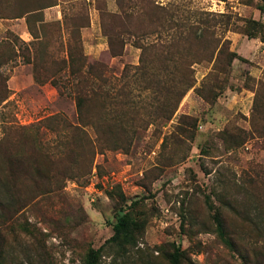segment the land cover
<instances>
[{
	"label": "rangeland",
	"instance_id": "obj_1",
	"mask_svg": "<svg viewBox=\"0 0 264 264\" xmlns=\"http://www.w3.org/2000/svg\"><path fill=\"white\" fill-rule=\"evenodd\" d=\"M260 5L0 0L4 25L23 17L29 33L0 30V264H83L90 248L100 249L98 264H171L175 250L177 264H264ZM124 30L136 38L122 33L123 52L110 57L105 34ZM147 30L156 32L140 35ZM69 42L132 93L123 88L106 109L86 101L78 116L73 78L61 72L58 88L47 80L51 56H65ZM141 58L152 60V80L191 70L194 84L176 106L181 84L132 76ZM119 208L132 235L110 241Z\"/></svg>",
	"mask_w": 264,
	"mask_h": 264
},
{
	"label": "trees",
	"instance_id": "obj_2",
	"mask_svg": "<svg viewBox=\"0 0 264 264\" xmlns=\"http://www.w3.org/2000/svg\"><path fill=\"white\" fill-rule=\"evenodd\" d=\"M261 12L264 11V6L260 5L258 7ZM148 31V30H147ZM156 30L148 31V32H142L140 35L148 38L150 35L154 34ZM122 33H126L130 37L136 38V34L134 32H129L127 30H124L123 32H117L114 34L107 33L105 34L108 38V54L110 57H114L117 55H121L126 43L125 38L121 37ZM133 44L137 47H140L142 49V56L145 55V50L149 47L143 46L142 44L139 45L137 41H134ZM152 46L153 43H151ZM66 55L53 58L51 56L52 61L57 64L54 70H51L49 73V76L47 77V80L54 85L56 88L60 86L61 80L59 79L58 74L61 72H65L66 78L69 79L70 77L73 78V82H71L72 90H73V98L75 100L76 104V110L78 116L81 117V112L83 111V107L85 105L86 101H92L93 99L97 101H104L103 109H106L107 105H116L117 98H119L122 95V90L124 88L125 93L127 95H130L132 93V87L131 83H122L118 87L115 85L113 86L111 84L110 76L108 75V66L107 63L104 60L100 59H90L86 55L83 54L82 51H75V48H73V43L69 42L67 43ZM34 59V58H33ZM32 58L28 57L26 59L27 63L32 64L33 69V78L34 81L37 83L44 82L41 80V75L39 73V67H37V64L34 63V60ZM168 60H171V58H168ZM141 65L139 67H135V73L132 76H135L136 73L142 72L143 79L147 78L148 83L151 82L153 84L162 85L165 84H172V87H175L174 85L179 83L183 87L182 89L175 93V100L173 99V107L176 106V104L179 102V99L182 97V95L194 84V79L192 77L191 70H189L188 75L180 74L179 76L175 74L174 72H169V79L167 81H162L159 79H154V74L150 72V63L152 60L149 58L140 60ZM186 63V61H185ZM188 64V63H187ZM150 66V67H149ZM40 68L44 69V66L40 65ZM126 68V67H125ZM164 69L167 70L166 67L163 66ZM46 70V69H45ZM152 80V81H151ZM147 84V83H146ZM148 87V86H146ZM214 97V95L212 96ZM209 98V97H208ZM7 99V96H3L0 100V102H3ZM109 100V103L106 105V101ZM103 103V102H102ZM102 108V106H101ZM142 124V123H141ZM73 130L76 128L72 127ZM105 142L107 143L108 140L104 138ZM120 140H123V143H128V138H121ZM112 144L118 143V139H112L110 140ZM115 141V142H113ZM35 145L38 147L43 148V144L38 142L37 140L34 141ZM210 208H213L212 204H209ZM214 218L216 220L217 226L220 230V234L222 233V223L218 217V213H214ZM133 224V220L129 217V212L119 208L115 222L112 225L113 234L109 237L108 240L110 241H117L121 237L124 238V240L129 239L131 237V227ZM100 249H93L90 248L85 256L84 263L83 264H98L99 260V254ZM178 262V252L175 250V252L171 256V264H177Z\"/></svg>",
	"mask_w": 264,
	"mask_h": 264
},
{
	"label": "crops",
	"instance_id": "obj_3",
	"mask_svg": "<svg viewBox=\"0 0 264 264\" xmlns=\"http://www.w3.org/2000/svg\"><path fill=\"white\" fill-rule=\"evenodd\" d=\"M113 5V3H112ZM48 11V10H45ZM46 14V12H45ZM6 20H8L5 25H4V20L0 19V30L4 29H12L14 32H16L18 35H20V37H22L25 40H28L29 37V33L27 32L26 29V23H25V18L23 17H17V18H7ZM96 53V52H94Z\"/></svg>",
	"mask_w": 264,
	"mask_h": 264
}]
</instances>
